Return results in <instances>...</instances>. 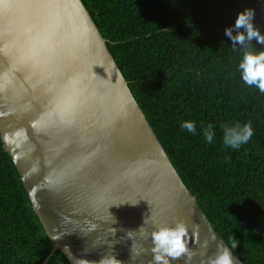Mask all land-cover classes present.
Wrapping results in <instances>:
<instances>
[{"label":"water","instance_id":"water-1","mask_svg":"<svg viewBox=\"0 0 264 264\" xmlns=\"http://www.w3.org/2000/svg\"><path fill=\"white\" fill-rule=\"evenodd\" d=\"M3 7L0 131L54 244L42 264L56 250L71 264H155L151 232L178 220L193 256L170 264H201L218 244L245 264L173 164L84 2Z\"/></svg>","mask_w":264,"mask_h":264},{"label":"trees","instance_id":"trees-1","mask_svg":"<svg viewBox=\"0 0 264 264\" xmlns=\"http://www.w3.org/2000/svg\"><path fill=\"white\" fill-rule=\"evenodd\" d=\"M82 1L211 224L245 264H264V93L242 80L244 49L225 35L247 8L264 35V0ZM248 122L251 139L225 146L223 127ZM53 247L0 131V264H42ZM46 264L71 263L56 250Z\"/></svg>","mask_w":264,"mask_h":264},{"label":"clouds","instance_id":"clouds-1","mask_svg":"<svg viewBox=\"0 0 264 264\" xmlns=\"http://www.w3.org/2000/svg\"><path fill=\"white\" fill-rule=\"evenodd\" d=\"M254 9L247 8L241 11L235 24L225 29V35L232 40V48L235 50L236 45L244 49L243 59L239 63L241 78L248 86H256L261 93H264V50H258L251 43L255 39L259 44L264 45V35L254 26ZM233 29L236 34L233 35ZM180 127L187 129L188 132L196 134V125L192 121L182 122ZM213 125H208L204 130V136L208 142L214 137L212 131ZM254 134L251 122L242 126L236 124L233 127H223V143L225 146L239 148L242 144L247 143ZM198 227L196 225L193 226ZM141 228V227H140ZM135 231H128L132 233ZM189 229L185 221L178 220L175 226H160L151 232L152 252L154 254L155 264H170V259L175 260L181 257H187L189 260L193 253L188 247ZM215 240L216 237H213ZM207 248V241L202 245ZM237 244L232 245L235 249ZM231 251L224 244L217 245V252L207 258V261H201V264H235ZM103 264V260L101 262ZM114 264V261L112 262Z\"/></svg>","mask_w":264,"mask_h":264},{"label":"snow or ice","instance_id":"snow-or-ice-1","mask_svg":"<svg viewBox=\"0 0 264 264\" xmlns=\"http://www.w3.org/2000/svg\"><path fill=\"white\" fill-rule=\"evenodd\" d=\"M5 3H7L9 6L11 4L14 3V0H0V23L3 22L4 19V15H5V8L3 7V5H5ZM11 8H8V11H10Z\"/></svg>","mask_w":264,"mask_h":264}]
</instances>
